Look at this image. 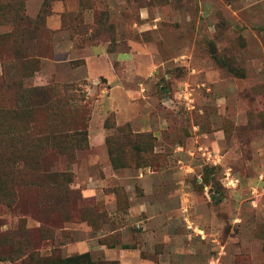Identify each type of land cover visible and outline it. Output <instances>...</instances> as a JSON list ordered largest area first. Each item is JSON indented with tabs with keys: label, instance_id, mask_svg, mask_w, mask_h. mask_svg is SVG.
I'll list each match as a JSON object with an SVG mask.
<instances>
[{
	"label": "rangeland",
	"instance_id": "obj_1",
	"mask_svg": "<svg viewBox=\"0 0 264 264\" xmlns=\"http://www.w3.org/2000/svg\"><path fill=\"white\" fill-rule=\"evenodd\" d=\"M44 1L26 0L32 26ZM50 10L45 33H39L47 54L38 71H25L12 58L0 61V111L14 112L8 124L20 125L35 102H44L46 90L67 88V100L84 110L70 119L88 128V139L81 149L72 144L73 163L61 153L58 162L70 175L71 188L105 212L109 223L99 230L75 217L65 229H52L53 237H41L39 200L30 190L14 208L0 204V235L41 246V259L88 252L95 262H119L106 257L108 247L101 243L113 238L122 244L114 249L139 250L142 259L156 264H264V215L258 214L264 207V0H57ZM121 54L142 60L120 68L115 61ZM106 55L118 77L129 75L124 86L132 92L131 106L121 102L120 91L114 100L126 119L131 110L130 123L118 125V114L109 109L108 80H87L86 58ZM128 68L134 71L126 73ZM35 90L45 98L33 99ZM103 105L106 139L116 132L114 125L129 126L152 134L153 153L126 141L129 166L115 170L107 144L98 151L90 143L95 110ZM35 118L32 141L46 133L47 114ZM143 121L148 127H141ZM17 137L0 135L6 148ZM198 144L218 152V159L198 151L191 156ZM15 145L24 148L20 141ZM46 146L39 151L52 155ZM143 202L171 217L149 222L147 214L135 215L133 208ZM237 216L242 220L236 222ZM143 223L156 230L155 237L143 238ZM18 239L0 241V264L29 263L22 257L27 249L13 251L11 240Z\"/></svg>",
	"mask_w": 264,
	"mask_h": 264
},
{
	"label": "trees",
	"instance_id": "obj_2",
	"mask_svg": "<svg viewBox=\"0 0 264 264\" xmlns=\"http://www.w3.org/2000/svg\"><path fill=\"white\" fill-rule=\"evenodd\" d=\"M55 1L57 0L44 1L41 13L35 25L32 26L25 14L26 0H0V28L7 29L6 32L0 33V61L12 58L21 61L25 71H38L40 59L47 54V45L42 43L39 33H45L44 20L52 15L50 7ZM9 90L6 87L5 91L9 92ZM66 90L67 88L46 90L44 92L47 94L46 98L45 95L40 96L38 90L33 91V99L41 97L45 100L42 104H39L41 102L38 101L35 102L32 105L34 107L31 106L27 110V117H22L21 120L13 117L19 120L18 122H22L20 125L19 123L8 124V116L15 115L14 112L4 114L0 111V115L3 116V118L0 117V135L9 137L11 133H18L17 140L6 143L8 148L4 147L5 143L3 139H0V204L14 208L20 199L22 202L26 200L28 191L34 190L41 209L38 218L41 224L39 232L44 238L53 237L52 232L55 229H65V225L74 221L75 217H79V220L99 230L109 223L105 212L101 211L97 205L86 204L87 201L82 193L71 188L72 179L66 171L63 172L58 162L61 156L58 157L56 154L61 153L73 163L75 154L72 149L75 147L72 144L75 142L78 145L77 149H81L83 147L81 142L88 139V128L70 119L73 113L79 112V110L84 112V110L74 106L76 100L72 98L67 100ZM44 113L47 114V125L44 130L46 133L41 139L32 141L29 137L33 136L37 128L36 123L34 126L31 121L35 122V117ZM24 119L25 125L22 121ZM114 126H117L115 132L117 134L115 136L114 133L107 138L106 144L111 165L115 170L129 166L125 157V147L128 146L126 141L135 142L136 149L140 152L153 153L156 140L151 133L139 134L133 132L129 126ZM105 127L108 128L107 122ZM12 139H16V137ZM19 141L24 144L23 149H18L15 145ZM41 144H46V148L49 147L55 152L48 155L43 150L39 151L38 148ZM88 146L89 142H86V147ZM73 211L78 215H74ZM50 212H57L59 216L49 219L47 216ZM3 224L0 220V227ZM21 229L27 230L25 222H21ZM10 235L9 233L0 235V241H8L9 237L11 239L19 238L17 241L11 240V246L15 252L19 249H27L22 255V257H26V261L29 260L27 264H120L119 262H95L90 253L68 258L41 259V256L38 255L41 246H34L31 241L25 242L21 240L24 238L15 235L11 237ZM101 243L111 249L122 246L121 242L117 243L113 238L103 239ZM0 261H4L1 256Z\"/></svg>",
	"mask_w": 264,
	"mask_h": 264
},
{
	"label": "crops",
	"instance_id": "obj_3",
	"mask_svg": "<svg viewBox=\"0 0 264 264\" xmlns=\"http://www.w3.org/2000/svg\"><path fill=\"white\" fill-rule=\"evenodd\" d=\"M126 57L127 56L124 54L116 56L117 60L115 62L120 63V68H124V67L127 68L128 67L127 62H132V63L134 62L133 64H131V66L133 67L136 65V63H140V61L142 60V58H140V57H138L136 60H127ZM66 62H67V60H63V63H66ZM85 62H86L85 63L86 67L88 69L87 80H89V81L98 80L101 77H104L105 79L108 80V84L111 86L110 97H109L110 100L108 102L110 104L109 109L115 111L118 114V119H117L118 125H121L123 123H130L131 122L130 114L132 113L131 110L127 109L129 115L126 119V117L123 116V111H120L118 106L115 105V100H114V95H115L116 91H118V92L120 91V95H118V96H119V99H121V102L126 104L129 107L131 106V102L128 101V98L130 99L132 97V92L130 90H127L126 87L124 86L125 85L124 80L127 79V77H129V75H122L121 74L118 77L115 70H114V64L115 63L110 59V57L108 55L103 56V57L102 56H100V57L90 56V57L86 58ZM91 71H92V73H91ZM124 71H126V73H127V72H132L134 70L133 69L130 70L128 68V70L125 69ZM110 76H113L116 79L115 82H119V83L114 84V82L110 80ZM120 77H123L124 79H122ZM122 80H123V82H122ZM107 99H108V97H107ZM106 107L107 106L103 105L100 108L99 107L96 108V110H95V113H97L96 118L95 119L93 118V121H92L90 143H91V146H93L98 151H99V148L102 147L103 145L106 146V137H107L108 131H109L105 127V122H104L105 120H104V115H103V113H104L103 111H105ZM118 111H120V112H118ZM122 120H124V121H122ZM148 125H149V123H147L146 121H143L141 123L142 128H146V127H148ZM157 126L161 127L160 122L157 124ZM148 130H150V129L148 128ZM202 149H204L203 146H200V144H198L194 148V151L190 152L189 154L191 156H193L194 155L193 153L195 151H198L199 154L203 155L202 151H201ZM176 151L177 152L183 151V148H181V147L177 148ZM215 152L216 151H214L212 153L214 155H218V152L217 153H215ZM95 163H98V162H95ZM108 166H109V164H108ZM109 167H111V165ZM109 167H106V169H105V171L107 173L112 171L111 168H109ZM259 183H261V182H259ZM148 209H149V211H148ZM133 211L136 213L135 215H141L142 216L143 214H147V216H148L147 221H149V222L150 221L156 222L158 220L163 222L165 219H169L171 217V215H170L171 213L159 212L158 209L154 206V204L151 205L150 203L147 204L146 202L139 204L138 207H134ZM258 214L264 215V207L262 208V210H260L258 212ZM241 220H242L241 217L237 216L235 221L237 222V221H241ZM143 225L145 227L142 230L143 234L141 233L143 238L155 237L156 230H151L147 224L143 223ZM242 244L249 245L250 242L244 241V242H242ZM108 251H113V252H109L111 254H107ZM140 253L141 252L139 250H129L128 248H122L119 250L106 248V250H105L106 257L109 260H117V261L119 260V262L121 264H156V263L149 262V261L142 259Z\"/></svg>",
	"mask_w": 264,
	"mask_h": 264
},
{
	"label": "built area",
	"instance_id": "obj_4",
	"mask_svg": "<svg viewBox=\"0 0 264 264\" xmlns=\"http://www.w3.org/2000/svg\"><path fill=\"white\" fill-rule=\"evenodd\" d=\"M201 151H202V154H203L204 157H206V154L209 155V157H214L215 156V155H212V153L210 154V152L207 149H202ZM217 157H219V156H216L214 158L218 159ZM208 159L210 160L211 158H208ZM215 162H216V160H215ZM228 175H229L228 177H230V174H228ZM229 182H231V184L233 186L234 185L236 186V182L234 183V180H230ZM208 264H219V261L218 260H213V261H211Z\"/></svg>",
	"mask_w": 264,
	"mask_h": 264
}]
</instances>
